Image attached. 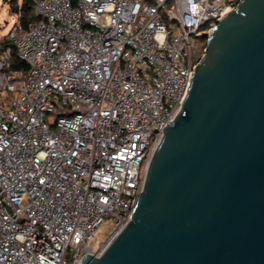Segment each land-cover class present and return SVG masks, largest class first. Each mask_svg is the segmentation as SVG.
Instances as JSON below:
<instances>
[{"label": "built area", "instance_id": "built-area-1", "mask_svg": "<svg viewBox=\"0 0 264 264\" xmlns=\"http://www.w3.org/2000/svg\"><path fill=\"white\" fill-rule=\"evenodd\" d=\"M32 2L0 48V264H81L129 222L203 36L240 0Z\"/></svg>", "mask_w": 264, "mask_h": 264}, {"label": "water", "instance_id": "water-1", "mask_svg": "<svg viewBox=\"0 0 264 264\" xmlns=\"http://www.w3.org/2000/svg\"><path fill=\"white\" fill-rule=\"evenodd\" d=\"M81 264H264V0L212 29L129 222Z\"/></svg>", "mask_w": 264, "mask_h": 264}, {"label": "rangeland", "instance_id": "rangeland-1", "mask_svg": "<svg viewBox=\"0 0 264 264\" xmlns=\"http://www.w3.org/2000/svg\"><path fill=\"white\" fill-rule=\"evenodd\" d=\"M10 1L11 0H0V38L5 37L12 28V26L18 20V14L13 13L11 10ZM21 1L22 0H19L20 3ZM58 116V111L53 113H47L46 119L51 122L52 120H55ZM115 230L116 225L113 222L112 218L107 217L105 222L96 231L94 238L90 242V245L93 248L98 249L100 247V244L97 241L100 240L101 242H106Z\"/></svg>", "mask_w": 264, "mask_h": 264}, {"label": "trees", "instance_id": "trees-1", "mask_svg": "<svg viewBox=\"0 0 264 264\" xmlns=\"http://www.w3.org/2000/svg\"><path fill=\"white\" fill-rule=\"evenodd\" d=\"M10 6L12 12L18 14L19 19L25 26H29L30 24L40 20V16L34 12L32 0H22L21 3L19 0H11ZM208 37L209 36L207 34L203 36L204 39H208ZM8 45L12 44L8 39L3 37V39L0 40V48L6 47ZM12 68L21 71H26L28 69V64L18 58L15 51H13Z\"/></svg>", "mask_w": 264, "mask_h": 264}]
</instances>
